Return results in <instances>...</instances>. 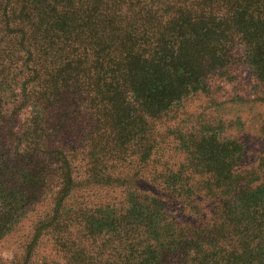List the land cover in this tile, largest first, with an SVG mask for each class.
<instances>
[{"label":"trees","instance_id":"16d2710c","mask_svg":"<svg viewBox=\"0 0 264 264\" xmlns=\"http://www.w3.org/2000/svg\"><path fill=\"white\" fill-rule=\"evenodd\" d=\"M262 108L264 0H0V264H264Z\"/></svg>","mask_w":264,"mask_h":264},{"label":"rangeland","instance_id":"374dc122","mask_svg":"<svg viewBox=\"0 0 264 264\" xmlns=\"http://www.w3.org/2000/svg\"><path fill=\"white\" fill-rule=\"evenodd\" d=\"M240 76L239 79L234 81V85H231L230 83H226L227 85H222L225 93L228 95V97L233 96V97H239V98H246L250 99L252 98L253 94L258 91L257 85L253 80V76L251 74V70L248 69L245 66H241L240 68ZM243 78L242 83H240V78ZM229 92V94L227 93ZM206 98H203L201 101H198V106L202 107L205 105ZM207 106V105H206ZM205 106L204 110L207 108ZM252 105H249V103L246 105H242L241 108H239V111H245V116L244 119L247 120L249 114V109H251ZM256 108H253L251 110V115L255 116L256 114ZM209 111V110H208ZM262 111H264V108H262ZM211 115L215 114L213 110L209 111ZM196 114H200V111H197ZM229 116V113L225 112L224 113V118H227ZM248 132L250 134L246 135V138L249 139V144L250 147L252 148L253 152L257 150L258 147L263 148L264 147V138H260L257 136V127L253 124L252 127L248 128ZM256 135V136H255ZM30 225L29 221L26 223V225H21L19 226L8 238L3 240L0 243V259L6 260V261H11L14 257L15 254L18 251V247L20 242L24 240L26 235L30 231Z\"/></svg>","mask_w":264,"mask_h":264}]
</instances>
